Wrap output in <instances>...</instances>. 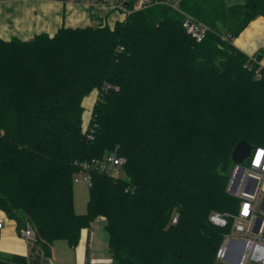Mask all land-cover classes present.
Returning <instances> with one entry per match:
<instances>
[{
  "label": "trees",
  "instance_id": "trees-1",
  "mask_svg": "<svg viewBox=\"0 0 264 264\" xmlns=\"http://www.w3.org/2000/svg\"><path fill=\"white\" fill-rule=\"evenodd\" d=\"M137 1L114 27L0 37V211L30 225L48 257L59 240L76 248L104 217L114 264H219L229 227L209 217L238 211L227 192L233 150L264 147V49L249 57L234 45L264 17V0ZM184 13L208 26L202 42ZM112 155L124 160L117 174L105 168ZM84 165L92 181L79 214Z\"/></svg>",
  "mask_w": 264,
  "mask_h": 264
},
{
  "label": "crops",
  "instance_id": "crops-1",
  "mask_svg": "<svg viewBox=\"0 0 264 264\" xmlns=\"http://www.w3.org/2000/svg\"><path fill=\"white\" fill-rule=\"evenodd\" d=\"M0 15V37L6 40L13 37L29 40L39 33L53 35L63 26L107 24L114 27L116 22L126 18L122 12L106 4L93 5L89 1L74 0H3L0 1ZM234 45L249 57L261 52L264 49V17L251 21L234 40ZM259 63L264 67V53ZM0 217L5 218L4 227L0 230V260L20 255L27 259L28 264H114L104 217L97 218L90 227L82 230L76 248H71L66 241H56L51 257L44 253L35 239L22 236L24 228H19L15 220L8 218L3 211H0Z\"/></svg>",
  "mask_w": 264,
  "mask_h": 264
},
{
  "label": "built area",
  "instance_id": "built-area-1",
  "mask_svg": "<svg viewBox=\"0 0 264 264\" xmlns=\"http://www.w3.org/2000/svg\"><path fill=\"white\" fill-rule=\"evenodd\" d=\"M3 1V0H0ZM66 2L69 0H53ZM89 1L94 4H106L113 10L130 14L125 2L127 0H74ZM181 0H157V2L171 3L177 7ZM147 0H138L136 9L145 7ZM187 33L197 42H202L209 28L192 15L184 13L182 23ZM258 77H261L258 74ZM124 164L121 157L112 155L107 158L105 168L108 172L117 174ZM81 178L75 182L85 180L91 186L90 166L84 165ZM227 192L239 199V208L235 214L214 212L209 221L220 228H228L223 234V240L216 254L219 264H264V147L257 146L249 159L242 164L234 163L232 174L227 186ZM174 222H177L175 219ZM5 218L0 217V230L4 227ZM22 236L35 239V232L30 225L22 231Z\"/></svg>",
  "mask_w": 264,
  "mask_h": 264
},
{
  "label": "rangeland",
  "instance_id": "rangeland-1",
  "mask_svg": "<svg viewBox=\"0 0 264 264\" xmlns=\"http://www.w3.org/2000/svg\"><path fill=\"white\" fill-rule=\"evenodd\" d=\"M229 4H242L244 0H226ZM0 23H1V15H0ZM97 99V93L94 92L89 98L86 99L85 107L86 113L84 115L83 127L84 129L87 127L89 123V119L91 117V112L94 107V103ZM122 174V172H121ZM78 178H81V175H77ZM74 195H75V208L76 212L84 211L87 212L88 201L90 197L89 185L85 180L80 179V181L74 183ZM77 212V213H78ZM81 214V213H80Z\"/></svg>",
  "mask_w": 264,
  "mask_h": 264
},
{
  "label": "water",
  "instance_id": "water-1",
  "mask_svg": "<svg viewBox=\"0 0 264 264\" xmlns=\"http://www.w3.org/2000/svg\"><path fill=\"white\" fill-rule=\"evenodd\" d=\"M255 146L248 144L245 141H240L233 150L232 160L236 164H242L249 159Z\"/></svg>",
  "mask_w": 264,
  "mask_h": 264
}]
</instances>
